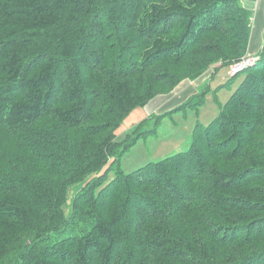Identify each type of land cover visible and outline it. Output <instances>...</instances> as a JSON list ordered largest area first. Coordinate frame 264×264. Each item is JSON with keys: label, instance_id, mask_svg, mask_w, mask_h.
<instances>
[{"label": "trees", "instance_id": "trees-1", "mask_svg": "<svg viewBox=\"0 0 264 264\" xmlns=\"http://www.w3.org/2000/svg\"><path fill=\"white\" fill-rule=\"evenodd\" d=\"M251 20L240 0H0V264H264V32L187 149L124 172L152 118L117 139L243 56Z\"/></svg>", "mask_w": 264, "mask_h": 264}, {"label": "rangeland", "instance_id": "rangeland-1", "mask_svg": "<svg viewBox=\"0 0 264 264\" xmlns=\"http://www.w3.org/2000/svg\"><path fill=\"white\" fill-rule=\"evenodd\" d=\"M215 75L218 76L216 82L210 79L202 87L200 92H203V101L198 107L189 106L173 111L166 114L155 124L154 116L156 112L147 109V103L143 107L134 108L123 119L117 129L118 140L124 139L127 132L147 117L152 119L148 120L143 130L155 129L152 133L140 135L136 143L122 154L120 168L124 172L132 171L149 161H157L167 155L187 149L195 124L197 122L207 124L215 117L220 106L237 88L244 73L240 72L237 76L231 78L228 74V67L224 65L216 69L213 76L215 77ZM80 185V183H76L68 188L67 202L64 206L67 215L70 211L72 197Z\"/></svg>", "mask_w": 264, "mask_h": 264}, {"label": "crops", "instance_id": "crops-1", "mask_svg": "<svg viewBox=\"0 0 264 264\" xmlns=\"http://www.w3.org/2000/svg\"><path fill=\"white\" fill-rule=\"evenodd\" d=\"M242 5L252 12L250 38L246 55H256L262 48L264 32V0H240ZM216 69H208L200 77L194 80H183L175 89L166 95H158L153 98L146 108L161 114L167 112L179 105L187 98L196 95L201 91L206 81L213 79L216 82L217 77L213 76ZM214 77V78H212Z\"/></svg>", "mask_w": 264, "mask_h": 264}, {"label": "built area", "instance_id": "built-area-1", "mask_svg": "<svg viewBox=\"0 0 264 264\" xmlns=\"http://www.w3.org/2000/svg\"><path fill=\"white\" fill-rule=\"evenodd\" d=\"M258 59L257 55H243L228 65V74L233 76L248 68Z\"/></svg>", "mask_w": 264, "mask_h": 264}]
</instances>
